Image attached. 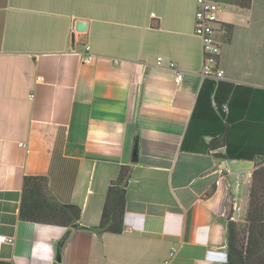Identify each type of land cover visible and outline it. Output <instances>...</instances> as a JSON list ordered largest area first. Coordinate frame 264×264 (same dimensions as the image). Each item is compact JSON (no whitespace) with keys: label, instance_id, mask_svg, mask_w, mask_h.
<instances>
[{"label":"crops","instance_id":"crops-1","mask_svg":"<svg viewBox=\"0 0 264 264\" xmlns=\"http://www.w3.org/2000/svg\"><path fill=\"white\" fill-rule=\"evenodd\" d=\"M219 3L222 80L264 90V0ZM195 11L196 0H0V237L12 241L0 260L54 264L65 235L20 221L25 176L47 178L90 229L130 165L123 232L72 230L61 264L226 263L225 216L247 205L254 162L227 159L222 172L225 147L210 137L181 148L203 81Z\"/></svg>","mask_w":264,"mask_h":264},{"label":"trees","instance_id":"trees-1","mask_svg":"<svg viewBox=\"0 0 264 264\" xmlns=\"http://www.w3.org/2000/svg\"><path fill=\"white\" fill-rule=\"evenodd\" d=\"M215 1L233 2L242 9H248L252 2ZM231 29V26L227 27V36ZM226 129L224 153H216V158L252 161L254 170L243 228L240 229L233 219L232 203L225 216V264H264V90L204 78L181 148L189 149L186 145L189 138L196 141L204 137L214 139ZM131 170L130 165L121 166L117 177L108 184L100 222L95 228L82 227L81 209L60 204L52 195L47 178L41 176L23 178L18 217L26 223L64 228L66 238L63 244L72 230L119 235L124 230L126 187ZM0 264L11 263L0 260ZM54 264H61V252Z\"/></svg>","mask_w":264,"mask_h":264},{"label":"built area","instance_id":"built-area-1","mask_svg":"<svg viewBox=\"0 0 264 264\" xmlns=\"http://www.w3.org/2000/svg\"><path fill=\"white\" fill-rule=\"evenodd\" d=\"M220 11L221 4L215 0H196L194 35L199 38L201 43L202 66L200 76L203 79L209 78L215 81L224 78V72L218 65L221 54L220 42L217 36ZM85 51L84 63H91L94 55L89 52L88 46H85ZM160 61V58H158V64H160ZM169 68L174 71L175 83L179 84L184 78L183 71L176 68L173 63L169 64ZM29 98L32 99L33 94H30ZM20 146L24 147L23 144H20ZM236 189H239L238 181L236 182ZM232 209L233 211L238 210L235 200L232 201ZM1 242L11 243L12 241L7 237H0ZM164 264H169V261H166Z\"/></svg>","mask_w":264,"mask_h":264},{"label":"water","instance_id":"water-1","mask_svg":"<svg viewBox=\"0 0 264 264\" xmlns=\"http://www.w3.org/2000/svg\"><path fill=\"white\" fill-rule=\"evenodd\" d=\"M76 30L77 31H84L85 30V27H86V24L84 22H77L76 23ZM226 133H227V129L224 133H222L220 136L212 139L210 141V147L213 151H217V150H220L222 148L225 147V136H226ZM137 142L135 141V144H134V150H133V161L136 162L137 161V155H138V152H137ZM218 168L224 172L225 171V168H226V165H225V162L224 160H221V163L219 164ZM66 238V235H64L62 237V239L57 243L56 245V256H55V259H59L60 258V252H61V248H62V245H63V242Z\"/></svg>","mask_w":264,"mask_h":264},{"label":"rangeland","instance_id":"rangeland-1","mask_svg":"<svg viewBox=\"0 0 264 264\" xmlns=\"http://www.w3.org/2000/svg\"><path fill=\"white\" fill-rule=\"evenodd\" d=\"M238 181V180H237ZM239 184L241 185V179L239 181ZM245 190H247L248 188L247 187H243ZM248 203V202H247ZM246 208H247V205L245 206V208H243L241 211L239 210V207H238V210L236 211H233L234 214H233V219L239 224V227L240 229L243 228V222H244V217H245V212H246ZM235 215V216H234ZM235 217V218H234ZM242 226V227H241Z\"/></svg>","mask_w":264,"mask_h":264}]
</instances>
